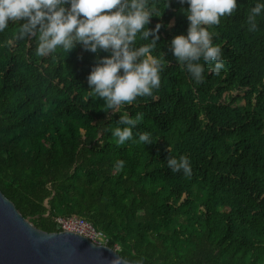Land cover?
I'll return each instance as SVG.
<instances>
[{
    "label": "trees",
    "instance_id": "trees-1",
    "mask_svg": "<svg viewBox=\"0 0 264 264\" xmlns=\"http://www.w3.org/2000/svg\"><path fill=\"white\" fill-rule=\"evenodd\" d=\"M154 2L163 12L148 27L172 22L152 53L166 61L160 87L117 112L87 85L107 53L77 45L38 57L34 39L6 43L15 24L0 33V191L44 232L57 216L90 222L127 262L264 264V15L248 31L255 0H237L208 26L224 66L217 75L205 64L197 83L170 49L186 34L187 4ZM121 112L141 120L117 145ZM145 131L153 143L134 142ZM180 155L191 176L167 167Z\"/></svg>",
    "mask_w": 264,
    "mask_h": 264
},
{
    "label": "clouds",
    "instance_id": "clouds-1",
    "mask_svg": "<svg viewBox=\"0 0 264 264\" xmlns=\"http://www.w3.org/2000/svg\"><path fill=\"white\" fill-rule=\"evenodd\" d=\"M187 21L186 34L170 40L171 54L184 67L193 81L204 79V65L212 64L211 73L219 74L223 68L219 45L212 41L208 26L220 23L221 17L230 15L237 8V0H179ZM166 7L168 6L166 0ZM162 10L154 0H0V33L16 25L12 40L34 39L35 54L49 56L57 51L67 55L80 45L84 51L107 55L98 57L86 79L90 95L104 101L112 112L131 104L138 97L152 96L160 87L161 73L165 66L163 56L153 55L162 26L148 25L153 17L160 18ZM264 15V0H255L247 14L248 31L257 29V17ZM151 35V40L149 36ZM141 115L130 117L121 112L117 126L110 129L117 145L133 141V129ZM134 142L152 144L150 132H141ZM171 172L191 176L192 168L185 155L167 157ZM118 160L116 167H123ZM139 264V262H134Z\"/></svg>",
    "mask_w": 264,
    "mask_h": 264
},
{
    "label": "water",
    "instance_id": "water-1",
    "mask_svg": "<svg viewBox=\"0 0 264 264\" xmlns=\"http://www.w3.org/2000/svg\"><path fill=\"white\" fill-rule=\"evenodd\" d=\"M0 264L134 263L72 232L47 233L35 228L0 191Z\"/></svg>",
    "mask_w": 264,
    "mask_h": 264
},
{
    "label": "built area",
    "instance_id": "built-area-1",
    "mask_svg": "<svg viewBox=\"0 0 264 264\" xmlns=\"http://www.w3.org/2000/svg\"><path fill=\"white\" fill-rule=\"evenodd\" d=\"M56 232L65 231L80 235L93 244L104 245L108 243V238L104 233L95 229L88 221L77 216H57L55 217Z\"/></svg>",
    "mask_w": 264,
    "mask_h": 264
}]
</instances>
